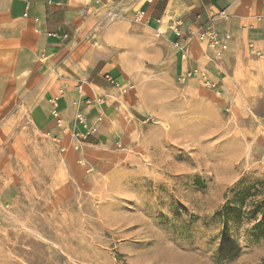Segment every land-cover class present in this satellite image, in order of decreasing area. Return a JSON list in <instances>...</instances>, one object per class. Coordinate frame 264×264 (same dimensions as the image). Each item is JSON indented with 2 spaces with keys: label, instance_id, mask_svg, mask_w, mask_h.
Here are the masks:
<instances>
[{
  "label": "rangeland",
  "instance_id": "obj_1",
  "mask_svg": "<svg viewBox=\"0 0 264 264\" xmlns=\"http://www.w3.org/2000/svg\"><path fill=\"white\" fill-rule=\"evenodd\" d=\"M144 83L143 114L124 116L120 136L115 116L97 119L111 129L101 144L78 121L0 135V264H264L249 210L264 199V89L173 67ZM228 202L244 212L229 228Z\"/></svg>",
  "mask_w": 264,
  "mask_h": 264
},
{
  "label": "crops",
  "instance_id": "obj_2",
  "mask_svg": "<svg viewBox=\"0 0 264 264\" xmlns=\"http://www.w3.org/2000/svg\"><path fill=\"white\" fill-rule=\"evenodd\" d=\"M209 29L231 35L228 52L200 40ZM258 52L264 0H0V135L22 120L38 135H58L52 101L62 91L65 126L78 128V113L91 124L115 116L120 136L124 116L143 114L147 72L161 67L212 87L245 83L257 96L264 89ZM105 131L85 137L101 144Z\"/></svg>",
  "mask_w": 264,
  "mask_h": 264
},
{
  "label": "built area",
  "instance_id": "obj_3",
  "mask_svg": "<svg viewBox=\"0 0 264 264\" xmlns=\"http://www.w3.org/2000/svg\"><path fill=\"white\" fill-rule=\"evenodd\" d=\"M96 2H100V0H96ZM200 40L203 41L205 44H207V46L209 48H211L213 51L217 52L218 55L227 52L229 50V43L232 40L231 35L229 34H222L218 31H214V30H207L205 33H203L200 36ZM256 56L259 59L264 60V52H258L256 54ZM107 81L114 85L116 88H119L122 86V84L120 82H117L115 79H112L110 76H106ZM122 92L126 93L128 91L127 88H122ZM79 93H83V87L80 86L78 88ZM64 96V93L61 91L59 96L56 97L53 101V107H54V111L52 112L53 117L57 119V125L61 126L63 124V120L62 118H60L59 112H58V104H59V100ZM87 103L89 104V100H87ZM77 121L79 122L80 126L82 127V130L85 133L89 134H96L98 132L97 128H96V124H91L90 122H88V119H86L81 113L77 114ZM98 122H103V118L99 117L98 118ZM90 123V124H89ZM88 137V136H87ZM84 139H87L86 137H84ZM119 147H121L119 145Z\"/></svg>",
  "mask_w": 264,
  "mask_h": 264
},
{
  "label": "trees",
  "instance_id": "obj_4",
  "mask_svg": "<svg viewBox=\"0 0 264 264\" xmlns=\"http://www.w3.org/2000/svg\"><path fill=\"white\" fill-rule=\"evenodd\" d=\"M86 143L95 144L96 142L92 137H88L86 139ZM264 185V183H263ZM247 193H243V197H247ZM249 208L252 215L260 214L262 216V221H264V199L263 200H253ZM242 214H244L243 210L240 208H236L233 202H228L227 205L223 206L219 213L218 217L222 222L228 227L231 221H236L241 218ZM229 228V227H228Z\"/></svg>",
  "mask_w": 264,
  "mask_h": 264
}]
</instances>
